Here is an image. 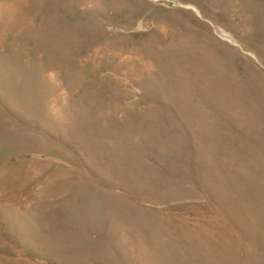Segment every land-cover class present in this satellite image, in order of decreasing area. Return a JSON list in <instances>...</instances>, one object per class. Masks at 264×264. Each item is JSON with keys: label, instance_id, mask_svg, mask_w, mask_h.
Masks as SVG:
<instances>
[{"label": "rangeland", "instance_id": "374dc122", "mask_svg": "<svg viewBox=\"0 0 264 264\" xmlns=\"http://www.w3.org/2000/svg\"><path fill=\"white\" fill-rule=\"evenodd\" d=\"M0 264H264V0H0Z\"/></svg>", "mask_w": 264, "mask_h": 264}, {"label": "bare ground", "instance_id": "6f19581e", "mask_svg": "<svg viewBox=\"0 0 264 264\" xmlns=\"http://www.w3.org/2000/svg\"><path fill=\"white\" fill-rule=\"evenodd\" d=\"M2 73V72H1Z\"/></svg>", "mask_w": 264, "mask_h": 264}]
</instances>
